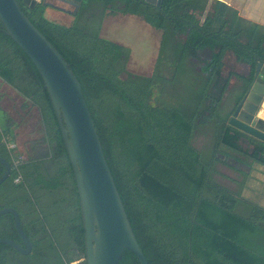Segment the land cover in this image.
<instances>
[{
	"label": "trees",
	"instance_id": "1",
	"mask_svg": "<svg viewBox=\"0 0 264 264\" xmlns=\"http://www.w3.org/2000/svg\"><path fill=\"white\" fill-rule=\"evenodd\" d=\"M17 1L80 83L147 263L264 264V207L216 179L223 164L245 181L226 160L241 162L237 155L264 166V143L229 124L223 100L231 75H222L228 53L247 66L264 63V27L218 0L209 7V0H82L69 26L46 19L42 5ZM116 14L141 17L161 32L150 76L128 73L129 49L100 36L105 16ZM206 46L212 70L198 71L190 60ZM183 75L190 96L166 101V86L184 83ZM0 80L22 99L17 119L4 112L0 121V157L11 169L0 184V209L18 212L32 244L28 255L0 244V264H69L84 253L73 171L41 76L1 23ZM246 85L230 93L241 95ZM33 110L37 123L26 129ZM0 238L23 247L11 213L0 215ZM117 264L139 261L125 249Z\"/></svg>",
	"mask_w": 264,
	"mask_h": 264
},
{
	"label": "water",
	"instance_id": "2",
	"mask_svg": "<svg viewBox=\"0 0 264 264\" xmlns=\"http://www.w3.org/2000/svg\"><path fill=\"white\" fill-rule=\"evenodd\" d=\"M81 1L21 0L29 8L42 5L71 15L77 13ZM144 1L159 6L162 0ZM56 4L74 9L69 11ZM0 23L5 34L37 69L55 113L79 199L84 228V264H117L125 249L136 256L139 264H148L128 220L80 83L72 69L32 24L17 0H0ZM208 51L212 54L210 48ZM248 67L249 72L240 83L242 86L244 80L247 81L244 92L233 95L235 108L229 124L264 143V63ZM0 164L5 168L0 176L1 184L9 177L11 169L3 157H0ZM7 213L14 217V227L23 247L8 238H0V244L8 245L22 255L30 254L32 244L21 227L18 212L11 207L0 209V215Z\"/></svg>",
	"mask_w": 264,
	"mask_h": 264
},
{
	"label": "rangeland",
	"instance_id": "3",
	"mask_svg": "<svg viewBox=\"0 0 264 264\" xmlns=\"http://www.w3.org/2000/svg\"><path fill=\"white\" fill-rule=\"evenodd\" d=\"M125 24L126 21H124L123 18H108L104 25H101L100 36L104 38H111L113 36L111 31L113 29V31L126 29L127 26ZM143 27L144 29H138L133 35V39L129 40L130 50L126 63V71L131 74L150 76L154 71L161 34L159 31L153 29L152 27H148L146 24ZM147 30H149L148 33ZM228 60L233 61L229 56ZM183 78L185 79L184 83L176 82L172 85L166 86L167 89L164 90L165 95H163L166 101H172L175 100V98L180 99L181 97L185 99L186 97L190 96L188 93V91H190L187 82L188 77L183 75ZM0 95H2L0 96V106L6 108L13 117L17 118L15 114L17 109L20 108L22 100L19 97H17L18 101L17 99L15 100L14 97L16 96L12 94L8 88L4 89L2 82H0ZM36 117V113L33 110L31 115L27 118V123L25 126L26 129L35 127L37 123ZM0 121H3L1 113ZM23 131L25 130H22L21 133H23ZM21 136L22 135L19 136V141L21 140ZM201 144L202 141L200 138L194 141V145L197 148H200ZM237 157L242 159V161L237 162L233 158H227L226 160L231 165L240 169V171L245 172V181L244 176L240 172L235 171L223 164H219L217 166L218 171L223 175H217V181L232 190H239L240 186L242 198L255 202L264 207V166L258 163H252L249 159L240 155H237ZM222 158L224 159V157ZM242 181L244 182L238 184ZM74 256V254H70V258H73Z\"/></svg>",
	"mask_w": 264,
	"mask_h": 264
},
{
	"label": "crops",
	"instance_id": "4",
	"mask_svg": "<svg viewBox=\"0 0 264 264\" xmlns=\"http://www.w3.org/2000/svg\"><path fill=\"white\" fill-rule=\"evenodd\" d=\"M213 1H215V0H209L208 7L211 6ZM218 1L226 4L227 6L231 7L235 11H237V14H238V16L240 18H242V19H244L246 21H249L251 23H254L256 25H260V26L264 27V0H218ZM56 5H58V4H56ZM58 6L64 7L65 9H67L69 11H72L74 9L73 7L66 6V5H58ZM43 9H44V16H45L46 19H48L49 21L55 22L57 24L64 25V26H69L73 22L74 17L76 15V14L75 15H71V14L59 11V10H57L55 8H52V7H43ZM118 17L119 18H123V20L126 21L125 25L127 26V28H126L127 30L126 29H122L120 31L119 30L113 31L114 30L113 29L111 31V34L113 36L111 38L110 37L109 38L106 37V38L111 40V41H114V42H116V43H118L120 45H123V46L127 47L130 50L129 40L133 39V35L136 33V31L138 29H144L143 26L145 24L148 25V27H151V26L149 24H147L141 17L135 16V15H130V14H127V15H121V14L106 15L104 20H103V22H102V24L104 25V23L106 22V20L108 18H118ZM153 29H155V28H153ZM157 31H159V30H157ZM148 32H149V30H147V33ZM160 34H161V32H160ZM228 55H229L230 58H232V60L235 61V59L232 56V54L228 53ZM238 64H236L235 66L238 67L237 66ZM243 65L245 66V69H246L247 65H245V64H243ZM0 82H2V86H3L4 89L8 88V90L10 92H12V94H14L16 96V97H14L15 100H16L17 97H18L17 94L6 83H4L2 80H0ZM0 96H2V95H0ZM17 101H18V99H17ZM21 103H22V101H21ZM223 106L226 109V107H228L230 105H228L227 102H225L223 100ZM18 110L19 109H17V111ZM17 111H16V113H17ZM4 112H7L8 115L13 117L6 108L0 106V113H1L2 119H3V115L2 114ZM13 118L17 119L15 117H13Z\"/></svg>",
	"mask_w": 264,
	"mask_h": 264
},
{
	"label": "flooded vegetation",
	"instance_id": "5",
	"mask_svg": "<svg viewBox=\"0 0 264 264\" xmlns=\"http://www.w3.org/2000/svg\"><path fill=\"white\" fill-rule=\"evenodd\" d=\"M160 40H161V36H160ZM159 47H160V41H159V45H158L157 54H159ZM208 49H209V47H207V46L199 49L198 51L195 52L196 58H191L190 65L194 66V68L196 70L201 71L203 67H205V69H207L208 71L212 70L208 66L210 65V63L212 61L213 51L211 50L212 54H210ZM228 56L229 55L226 54L224 57V65L222 67V75H225V76L231 75L230 76V82H229V85L227 87V92H226L225 97H224V101L227 102L228 105H230L227 107V111L230 113V117H231L235 106L233 105V102H234L233 101V95L230 92L234 88H237V89L240 88V83L243 80V78H245L246 75L248 74L249 67L246 66L247 68L245 69V66L243 64H241V63L238 64L234 60L233 61L228 60ZM157 57H158V55H157ZM236 64H238V67L235 66ZM230 117H229V119H230ZM245 135H247V134H245ZM247 136H249V135H247Z\"/></svg>",
	"mask_w": 264,
	"mask_h": 264
},
{
	"label": "built area",
	"instance_id": "6",
	"mask_svg": "<svg viewBox=\"0 0 264 264\" xmlns=\"http://www.w3.org/2000/svg\"><path fill=\"white\" fill-rule=\"evenodd\" d=\"M9 148L13 147V144H9L8 145ZM17 181V179L15 180V182ZM69 264H84V258L80 257L78 259L72 260Z\"/></svg>",
	"mask_w": 264,
	"mask_h": 264
}]
</instances>
